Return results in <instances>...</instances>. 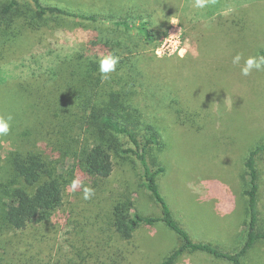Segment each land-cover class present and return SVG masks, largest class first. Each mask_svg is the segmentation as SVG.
<instances>
[{"label":"rangeland","instance_id":"obj_1","mask_svg":"<svg viewBox=\"0 0 264 264\" xmlns=\"http://www.w3.org/2000/svg\"><path fill=\"white\" fill-rule=\"evenodd\" d=\"M42 2L86 13L121 15L128 8L124 0ZM189 2L192 5L183 11L187 14L183 26L178 18L176 24L159 22L162 26L156 29L155 40L142 43L144 71L137 75L132 102L160 134L161 144L150 149L149 163L154 168L165 167L158 184L175 218L195 240L233 252L241 248L246 233L240 195L245 156L250 147L264 140V72L245 77L231 61L236 53L264 55V0H221L223 25L213 31L194 23L193 0ZM73 26L44 27L26 33L19 45H0V115L13 117L10 135L0 137V185L5 193L15 186L8 172L11 149L36 144V133L54 121L55 111L65 114L67 77L62 84L51 70L61 60L84 51L83 42L89 36L94 40V28L105 38L120 35L111 31L115 28L108 22L79 20ZM125 35L122 46L134 48L136 36ZM170 35L179 37L177 54L169 56L165 48L157 56L156 49ZM203 39L208 40L204 43ZM181 48L187 49L183 57L178 54ZM117 74L113 72L114 77ZM106 80L111 81L110 75ZM121 140L124 148L133 147L128 138L121 136ZM71 163L60 161L57 166L69 183ZM259 166L264 229V158ZM142 176L143 167L130 152L117 159L110 188L128 193L142 214L160 216L161 207L143 186ZM108 195L84 200L82 192L72 193L69 186L64 205L50 220L35 221L0 239V264H162L182 244L162 222L142 225L132 239H123L111 227L114 204ZM175 264L230 263L207 253L186 252ZM244 264H264V241L246 254Z\"/></svg>","mask_w":264,"mask_h":264},{"label":"trees","instance_id":"obj_2","mask_svg":"<svg viewBox=\"0 0 264 264\" xmlns=\"http://www.w3.org/2000/svg\"><path fill=\"white\" fill-rule=\"evenodd\" d=\"M124 1L127 11L115 15L68 10L42 0H0L1 46H6V43L11 47L19 45L26 33L44 27L74 29L78 25L73 24L79 20L91 24L108 22L114 25L115 29L111 31L120 34L117 38H105L101 31L94 28V40L90 41L89 36L88 41L83 42L84 51L61 60L51 70L53 78L62 84L66 83L67 77L65 85L69 101L64 103V115L55 111L54 121L49 120L42 132L36 133L33 141L36 144L16 145L9 152L8 172L15 186L5 193L3 185H0V239L27 229L35 221L50 220L62 208L70 183L58 172L57 166L60 161L71 160L70 177H79L95 190L91 199H99L107 193L113 200L111 227L123 239H132L142 225L154 226L160 222L182 239V244L162 264H175L186 252L207 253L230 264H244L246 254L255 244L264 241L259 205L262 185L259 163L264 158V140L250 147L245 156V174L240 185L244 216L241 212L240 220L245 217L246 233L241 248L233 252L224 251L211 242L195 240L175 218L161 193L158 176L165 171V167L154 168L149 163L150 149L161 144L160 134L132 102L138 85L137 75L144 71L139 51L142 43L153 42L156 29L172 15L183 26L187 17L183 11L189 9L192 2ZM220 1L214 0L205 9L194 7V23L207 25L211 31L218 24L223 25ZM159 16L163 19L156 25L154 20L158 21ZM130 32L136 36V42L134 48L127 46L130 47L128 49L122 46V38ZM207 40L203 39V42ZM107 53H115L120 58L116 68L120 70H116L118 74L115 77L110 74V82L101 78L97 63L98 57ZM2 55L0 50V58ZM121 136L128 138L133 147L124 148ZM130 152L136 155L143 167V186L161 207L160 216L142 214L128 193H115L116 190L110 188L117 159ZM77 190L83 191L82 188Z\"/></svg>","mask_w":264,"mask_h":264},{"label":"clouds","instance_id":"obj_3","mask_svg":"<svg viewBox=\"0 0 264 264\" xmlns=\"http://www.w3.org/2000/svg\"><path fill=\"white\" fill-rule=\"evenodd\" d=\"M214 0H194V7L196 9H205L209 6L210 3ZM161 20V19H160ZM160 20H154V24H158ZM170 22L172 24L178 23L176 16L170 17ZM179 44V37L170 35L167 39L163 40L161 47L156 49L157 56H162L164 54L165 48L168 49V55L172 56L177 54V46ZM186 48H181L178 51V54L183 57ZM119 56L115 53H107L98 57V70L102 79H108L109 75L116 71L117 65L119 63ZM232 64L239 67L240 73L242 76H250L254 71L255 72H264V55H248L244 56L243 53H236L232 57ZM13 117L11 115L4 116L0 115V137L8 136L11 133V121ZM83 189L82 198L84 200L91 199L95 190L91 186L85 185L84 181L79 177H74L70 181V190L72 193H75L77 189Z\"/></svg>","mask_w":264,"mask_h":264}]
</instances>
